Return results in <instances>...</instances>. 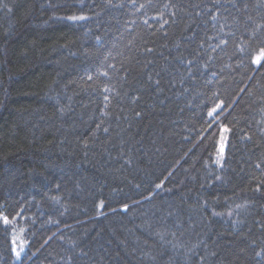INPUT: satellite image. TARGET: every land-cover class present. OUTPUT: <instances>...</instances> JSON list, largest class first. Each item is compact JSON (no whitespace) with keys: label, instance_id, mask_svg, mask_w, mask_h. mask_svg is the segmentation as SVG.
<instances>
[{"label":"trees","instance_id":"16d2710c","mask_svg":"<svg viewBox=\"0 0 264 264\" xmlns=\"http://www.w3.org/2000/svg\"><path fill=\"white\" fill-rule=\"evenodd\" d=\"M261 49L264 0H0V264H264Z\"/></svg>","mask_w":264,"mask_h":264},{"label":"snow or ice","instance_id":"6c2138e0","mask_svg":"<svg viewBox=\"0 0 264 264\" xmlns=\"http://www.w3.org/2000/svg\"><path fill=\"white\" fill-rule=\"evenodd\" d=\"M72 19H77V18L76 17H72ZM79 19H83V17H79ZM213 19H215V17H213ZM261 59H264V49H261L260 50V53L257 55L255 62L257 64H259L260 61H261ZM188 63L190 64L191 61H189ZM213 111H215V109ZM104 130L107 131V129H104ZM225 131H227V129H225ZM220 151H221V153H223V148H221ZM217 164H220V160H217ZM5 223H7V220L6 219H5ZM17 255H19V254L17 253Z\"/></svg>","mask_w":264,"mask_h":264},{"label":"rangeland","instance_id":"374dc122","mask_svg":"<svg viewBox=\"0 0 264 264\" xmlns=\"http://www.w3.org/2000/svg\"><path fill=\"white\" fill-rule=\"evenodd\" d=\"M15 251H16V254H17L18 252H17V250H16V249H15Z\"/></svg>","mask_w":264,"mask_h":264}]
</instances>
